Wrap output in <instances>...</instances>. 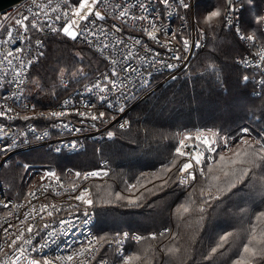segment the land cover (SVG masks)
Masks as SVG:
<instances>
[{
	"label": "built area",
	"instance_id": "built-area-1",
	"mask_svg": "<svg viewBox=\"0 0 264 264\" xmlns=\"http://www.w3.org/2000/svg\"><path fill=\"white\" fill-rule=\"evenodd\" d=\"M196 1L23 0L0 12V166L15 154L37 149L54 155L83 152L91 142L112 141L118 132L129 130L131 112L158 89L183 78L205 48L195 20ZM243 9V0H225L224 26L248 49L235 63L251 73L253 95L259 96L264 6L260 37L244 33ZM70 30L103 67L74 88L62 79L67 91L61 99L37 108L26 94L30 73L43 56L46 39L68 37ZM193 132L179 133L184 157L179 183L185 188L203 175V166L213 163L216 151L210 132ZM113 170L101 160L72 181L45 170L23 197L0 192V264H111L98 258L88 183L107 180ZM167 233L160 228L146 237L157 240ZM118 236L115 258L123 261L126 243H138L143 236L136 231Z\"/></svg>",
	"mask_w": 264,
	"mask_h": 264
},
{
	"label": "trees",
	"instance_id": "trees-1",
	"mask_svg": "<svg viewBox=\"0 0 264 264\" xmlns=\"http://www.w3.org/2000/svg\"><path fill=\"white\" fill-rule=\"evenodd\" d=\"M255 1L257 5L261 3V7L264 6L262 0ZM196 6L198 9L205 8L208 14L216 7L212 0H197ZM202 15L199 16V24L205 20V15ZM208 20L210 23L204 27L209 35L214 32V39L209 38L210 48L200 52L192 62L196 66L208 61L213 63L218 67L221 79L213 80L210 72L195 74L189 82L176 83L177 80L150 95L147 99L163 89L156 106H165L175 113L173 119L165 121L162 133L153 132L156 139L163 140L167 147L165 155L158 159V153H141L144 149L141 150L133 141H121L120 145L125 150L119 149L121 153L115 156L120 159L112 164L117 172L127 167L136 169L139 175L129 179L136 180L133 183L135 189L123 193L118 190L120 197L109 205L111 209L107 208V212L102 213L100 220L98 211L101 207H92L95 214L93 228L97 237L106 232L117 235L122 231H136L146 237L149 231L172 227L173 233L169 237H165L166 234L156 241L160 245L158 250H149L145 254L140 250L135 252V264H234L249 247L250 238L253 237L254 243L264 234V151L259 145H254L250 155L247 145L237 146L236 136L238 131L247 128L250 137L261 139L264 143V91L260 96L253 95L256 87L249 78V72L235 63V58L243 51L235 33L223 27L224 33L220 27L217 29L214 19ZM44 52L29 76L30 83L33 80L38 82L35 88L32 87L34 92L29 97L40 109L54 105L66 93L67 90L61 86V74L70 79V88H74L80 82L93 79L103 67V61L89 48L63 34L47 38ZM195 126L216 130L227 136L230 139L227 141L235 146L232 145L230 153L222 154L217 165L211 169V174L217 175V185L202 182L188 194L190 190L185 191L177 184L175 168L167 164L171 157V153L167 152L173 149L170 138L174 134L176 137L177 129ZM131 128L118 132L114 140L103 143L117 144L119 135ZM231 136L234 137L231 139ZM128 149L138 153H125ZM88 152L53 157L47 150L37 149L15 154L7 164L17 157L20 162H14L10 167L3 165L0 176H3L7 191L12 195V185L22 179L26 164L44 166L45 162L53 159L58 169L69 165L92 170L97 167L95 156ZM97 157L105 158V153ZM20 187H23V181ZM205 191H210V195L201 197V192ZM216 194L217 198L210 204L209 200ZM199 209L203 211L201 215L197 214ZM189 214L201 218V221L196 219L195 225L190 226ZM109 220H114V223L107 225ZM249 231L253 235L248 238ZM146 248L147 245L143 246V250ZM252 260L254 264H264L263 247H255Z\"/></svg>",
	"mask_w": 264,
	"mask_h": 264
},
{
	"label": "rangeland",
	"instance_id": "rangeland-1",
	"mask_svg": "<svg viewBox=\"0 0 264 264\" xmlns=\"http://www.w3.org/2000/svg\"><path fill=\"white\" fill-rule=\"evenodd\" d=\"M212 1L216 7L209 14L205 11V8L199 7V9H198L196 6V10H195V20H196L197 26L203 31V34H204L205 40H206L205 48L203 49V51L206 50L207 47H208V49L210 48L211 39H209V38L212 37V39H214V37H213L214 32L212 34L210 33V35H209L208 34L209 31L204 27L205 24L208 25L210 23V20H208V19L209 18L214 19L217 22V29L220 27L221 31H223V27H225L224 26V17H223V15H224V11H223L224 10L223 9L224 0H212ZM243 4H244V9H243V14H242V17L240 20L241 28H243V31L245 34L251 33V34H254V35L260 37V32H259L260 9H261L260 7L262 4L258 3V5H257L255 0H243ZM196 12H197V15H196ZM199 14L200 15L203 14L202 17H204V15H205V20L201 24H199V16H200ZM226 31H228V30H226ZM223 32L225 33V31H223ZM234 36H235V34H234ZM68 37L74 39L75 38V32L73 30H70L68 32ZM225 37L228 38L227 36H225ZM258 40L260 41L261 38H259ZM242 45H243V51L240 53L239 56H242L248 52V49L245 47V45L244 44H242ZM44 53H43V55H44ZM196 58H198V55ZM210 66L213 67V70H210V68H209ZM204 72L212 73L214 76L213 80L219 81L221 79L220 71H219L218 67L216 68V66L213 63L208 61L207 64H204L202 66H196L192 62L190 64L188 73H186V75H184V77L181 78L180 80H178V82H176V83H179V82L181 83L183 81L189 82L194 77L195 74H200V73H204ZM248 74H249V78H250L251 73L249 72ZM32 79H36V78H32ZM61 79L70 80L69 78H66L64 73L61 74ZM263 80H264V78H263ZM89 81H90V79L83 81L82 83L80 82L78 85H81V84H83L85 82H89ZM28 83H29V87L26 91V94L29 97L30 94L34 92V90H32V87L34 86V88H35V84H38V82L36 80H33V82L31 81V83H30V80H29ZM75 83H78V82H74V84ZM252 84L254 85V82H252ZM78 85H75V86H78ZM167 86H169V85H167ZM260 90H261V92L264 91V82H263V85L260 87ZM161 91H158L156 95H154L150 99H147L144 103L139 105V107H137L135 109V111L130 115L132 128L129 132H126L124 134L119 135L118 141L116 140L117 144L112 145V144L103 143V142H109V141L91 142L87 145V148L85 151H83V153H85L87 150L89 151L88 153H90V155H91V153H93L95 156V164L97 167H98V163L101 160H105L107 162L109 161L111 167H114L112 163H116V161H119V159H120V158L116 157L115 154L117 155V153H121V152H118L120 148L122 150H125L124 146L120 145L121 141H123V142L133 141L134 143H136L137 146H140L141 150L144 149L143 151H141V153H155V154L158 153L159 154L158 159L162 158L166 153L167 147L164 146L165 144L162 142L163 140L159 141L156 139L155 133H162L165 130V127H164V125H166L165 121L168 119L169 120L173 119L175 113H174V110H172V109L168 110V108L165 106L164 107H157L156 106L158 101L161 98V97L158 98ZM196 130H205V131L210 132L213 135V144L215 145V148H216L215 157H214L213 163L203 166V169H204L203 175L199 176L195 181H193L191 186H189L188 188H185V187H182L179 183V176L183 170V164H184V157L182 155V149H181L182 140H181L179 133L182 131H191V132L195 131L192 133V134H195ZM177 131L178 132L176 133V137L174 134V137L172 136L170 138L171 146H172V141H173L174 145H173V149L171 150V152L170 151L167 152V153H171V157H170V159H168L167 164H172V168H175L176 182L179 185V187L182 188L183 190L185 189V191L190 190L188 192V194H190L193 191V189H195L202 182H208L210 185L216 186L217 182L215 183V180L217 179V175L211 174V169L217 165V162L219 161V158L222 154H228L233 150L232 147L235 146V144L233 145V144L229 143L227 140H230V139L227 136L219 133L216 130H212V129H209L206 127H200V126L186 127V128H179V129H177ZM153 132H155V133L153 134ZM236 136L238 138L237 146L243 147V146L247 145L248 151H249L248 153H250V155H252V153H251V152H253L252 146H254V145H259L261 150L264 151L263 141H261V139L257 140L255 138L250 137L249 131L247 128H243V129H241V131H238ZM261 136L263 137V135H261ZM167 137L168 136H166L164 138H167ZM233 137L234 136H231L230 138L232 139ZM93 148H95V149H93ZM48 153H50V152H48ZM79 153H82V152H79ZM101 153H105V158L104 157L103 158L97 157V156L101 155ZM125 153H138V152H133V151H130L128 149ZM139 153H140V151H139ZM161 153H164V154L161 155ZM51 155H52V153H51ZM24 156L25 155H21L20 157H24ZM53 157H56V156L54 155ZM127 158L128 157H126L125 159H127ZM91 159H93V158H90V160ZM29 160L31 161V158ZM49 161L50 162H45V164H43L44 166H38L37 165L38 167L36 166V164L31 165V166L26 164L25 170L23 169L24 174L22 175V179L20 178L18 180L17 184L12 185L13 188H12V190H10V191H14L13 193H11L12 195H10L8 193V191H7L8 188L6 186L5 180H3V176L1 175L0 176V192H3V193L10 195L12 197H17V198L23 197L26 194V192L32 186H35L38 183L39 177L42 175V172H44L45 170L54 171V172L58 173L61 177H63L67 181H72L77 177L80 178L84 173H87L91 170V169H82V168H78V167L75 168V167H71L69 165H68V167L66 166L62 169H58V167L56 166V162L54 163L53 159L49 160ZM245 161H247V157L245 158ZM14 162H16V163L20 162L19 157L13 158V160L10 161L9 164H6V166L8 165L7 167H10L11 165H14ZM2 166H0V170H1ZM135 170L136 169H134V168L127 167V169L122 168L119 172H117L115 169L107 176V180H92L88 183L90 185V188L92 191V195H91L92 207H93V205H98L99 208L101 207L100 209L98 208L99 209L98 213L100 214L99 220L103 216L102 213L107 212L106 211L107 208H110V209L112 208L109 205L113 204L112 202L114 200H117L120 197L119 196L120 194H117L118 190H120L122 193L124 191H126V192L134 191L135 187H133L134 186L133 183H135L136 180L134 181L132 179L131 180H129V179L133 175L137 174V171H135ZM138 175L139 174H137L136 176H138ZM22 181H23V187L21 188L20 183H22ZM207 195H210V191L201 192V197L207 196ZM216 198H217V194L214 195L213 198L209 200L210 201L209 203L211 204L213 202V200H215ZM109 213H111V212L109 211ZM201 213H203V211H201V209H199L197 214L201 215ZM189 217H190V219H189L190 220V223H189L190 226L195 225L196 219H197V221H201V218L195 217L194 214H189ZM113 223H114V220H109L107 225H111ZM98 225H99V223H98ZM162 228L169 229V231L165 237H167V236L169 237L171 235V233H173V229L171 226L162 227ZM106 233H108V234H106ZM106 233L99 234L100 236H98V240L100 243V253H99L98 258L99 259H106L111 264H135V260L137 258V255L135 254V252L140 250V251H143V253L145 254L149 250H153V249L158 250L157 248H159V246H160L159 243L156 242L159 239H157V240H150L148 238L146 239L145 235L142 234L143 239H142V241L138 242V244L134 245L131 243H126L125 253H124L126 259L123 261H120L119 259L115 258L116 243H117L118 238H119L118 235H120V234H117V235L111 234V232H106ZM252 235H253V233L251 231H249L248 238ZM250 239L251 240L250 241L248 240L249 242L247 244V246H249V247L245 248L243 254L240 256V258L234 264H254V263H252L253 262L252 255L255 254V247H260V248L263 247V249H264V234L262 235V237L257 242L253 243V237H251ZM142 242H144V244ZM140 243H142V244H140ZM145 245H147V248L145 250H143V246H145Z\"/></svg>",
	"mask_w": 264,
	"mask_h": 264
},
{
	"label": "water",
	"instance_id": "water-1",
	"mask_svg": "<svg viewBox=\"0 0 264 264\" xmlns=\"http://www.w3.org/2000/svg\"><path fill=\"white\" fill-rule=\"evenodd\" d=\"M23 0H0V12H3L5 9L21 2Z\"/></svg>",
	"mask_w": 264,
	"mask_h": 264
}]
</instances>
